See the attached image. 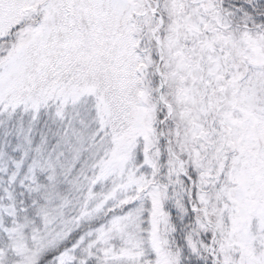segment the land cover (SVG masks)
Instances as JSON below:
<instances>
[{
	"label": "snow or ice",
	"instance_id": "snow-or-ice-1",
	"mask_svg": "<svg viewBox=\"0 0 264 264\" xmlns=\"http://www.w3.org/2000/svg\"><path fill=\"white\" fill-rule=\"evenodd\" d=\"M0 264H264V0H0Z\"/></svg>",
	"mask_w": 264,
	"mask_h": 264
}]
</instances>
